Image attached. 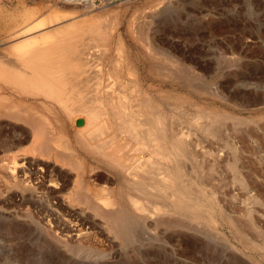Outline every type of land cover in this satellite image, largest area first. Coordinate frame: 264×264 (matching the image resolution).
Segmentation results:
<instances>
[{
	"label": "rangeland",
	"instance_id": "1",
	"mask_svg": "<svg viewBox=\"0 0 264 264\" xmlns=\"http://www.w3.org/2000/svg\"><path fill=\"white\" fill-rule=\"evenodd\" d=\"M54 14L120 21L116 33L126 40L134 70L145 88L154 82L162 94L169 130L187 138L175 146L190 175L177 176L155 207L141 198L150 212L130 209L118 224L107 223L71 202L76 173L70 167L33 154L29 143L2 148L0 264H264V0H0V39L14 25ZM140 34L157 51L155 80L142 64L147 47L136 41ZM161 56L170 61L158 62ZM170 68L190 80L169 77ZM200 106L227 116L209 118ZM1 122L0 141L11 134L4 125H13ZM13 156L16 174L7 168ZM135 162H126L133 167L128 174L137 172ZM95 170L127 190L124 177L111 178L101 165ZM158 177L146 178L164 185ZM52 182L67 184L62 195L43 186Z\"/></svg>",
	"mask_w": 264,
	"mask_h": 264
},
{
	"label": "bare ground",
	"instance_id": "2",
	"mask_svg": "<svg viewBox=\"0 0 264 264\" xmlns=\"http://www.w3.org/2000/svg\"><path fill=\"white\" fill-rule=\"evenodd\" d=\"M100 18L96 20L98 23H88L85 18L54 14L36 22L26 20L12 25L6 35L3 27L1 31L7 40L0 39V121L6 119L13 125H4L11 134L0 141V149H21L29 143L33 154L67 165L76 173L73 192H69L71 202L95 212L107 223L110 220L118 224L130 209L150 212L141 198L145 197L155 207L158 195L168 193L177 176L190 175L176 152L177 143L186 145L187 138L169 130L159 101L162 94L156 92L154 82L145 88L134 70L126 53V40L120 36L121 32L116 33L120 21L117 24L113 19L109 22ZM147 40L143 34L136 39L147 47L142 64L147 76L155 80L157 51L148 46ZM159 61L167 64L170 59L161 56ZM174 69L168 70L169 77L190 80L189 75ZM170 97L165 94L161 98L166 102ZM202 110L209 118L223 113ZM90 159L94 162L91 166L87 163ZM133 159L137 172L128 174L133 167L130 164L128 170L126 162ZM12 160L14 166L7 168L14 173L20 163L17 156ZM100 165L112 174L111 178L124 177L129 184L127 190L121 187L122 183L118 188L110 185L105 171L95 170ZM161 175L164 185L155 186L147 180L156 181ZM96 180L107 184L99 187ZM53 183L43 186L55 195H62L67 184L62 189ZM76 227L74 230L79 231ZM210 236L208 240L213 238Z\"/></svg>",
	"mask_w": 264,
	"mask_h": 264
}]
</instances>
